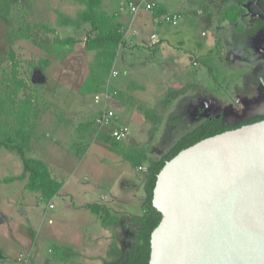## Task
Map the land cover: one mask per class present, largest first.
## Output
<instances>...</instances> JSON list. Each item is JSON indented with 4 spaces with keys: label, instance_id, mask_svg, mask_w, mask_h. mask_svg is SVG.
I'll list each match as a JSON object with an SVG mask.
<instances>
[{
    "label": "rangeland",
    "instance_id": "1",
    "mask_svg": "<svg viewBox=\"0 0 264 264\" xmlns=\"http://www.w3.org/2000/svg\"><path fill=\"white\" fill-rule=\"evenodd\" d=\"M130 1L134 5L143 1L161 3L167 13H180L181 17L175 25L159 23L153 9L139 8L133 12L121 0H103L100 10L113 14L114 22H119L121 13L126 45L119 48L114 62L116 79L121 82L117 81L118 87L112 85L115 82L111 73L106 80L117 93L106 101L93 103L91 93L78 91L94 55L84 49L89 25L58 27L55 22L56 11L74 15L82 5L76 0H0V94L14 101L31 92L39 112L36 125L43 122L46 129H51V123H92L105 103L116 117L113 120H118L115 125L126 126L130 136L138 134L154 156H160L171 142L196 124L202 111L221 114L229 123L264 114V26L252 30L258 19L264 20V0H204L207 10L192 19L183 7L191 0ZM236 15L237 19L230 22ZM48 28L63 39L73 38V43L56 49L54 34ZM151 34L165 37L161 48L154 52ZM10 49L18 62V77L28 87L15 97L8 81L12 67ZM133 81L144 87L121 90L125 89L124 84ZM182 86L185 91L177 94L175 90ZM155 107L162 113V120L159 128L149 135L152 124L146 120L143 109ZM126 111L138 115L137 127L133 120H125ZM113 120L99 132L91 124L83 144L76 143L73 149L82 155L96 141L103 142L106 150H111V143H125L127 138L117 141L109 135ZM42 137L45 138L43 133L37 132L30 142H41ZM30 146L25 148L29 158L37 154L35 147ZM99 151L97 159L101 162H95L90 155L76 161L68 174L70 184L63 189L71 194L53 199L54 207L49 211L46 207L49 199L39 201V214L60 215L62 220L74 214L75 208L71 211L74 204L98 202L111 211L122 212L121 219L128 225V215L139 211L143 198L141 169L129 166L109 174L104 161L107 154ZM91 153L95 155L94 151ZM22 168L14 150L0 149V172L2 169L5 174L14 175ZM120 172H124L122 176ZM59 229L62 232V227ZM101 233L102 238L89 242L88 249L83 251L85 256H77L72 264H105L112 240L125 252L127 237L131 235L127 226L102 229Z\"/></svg>",
    "mask_w": 264,
    "mask_h": 264
},
{
    "label": "water",
    "instance_id": "2",
    "mask_svg": "<svg viewBox=\"0 0 264 264\" xmlns=\"http://www.w3.org/2000/svg\"><path fill=\"white\" fill-rule=\"evenodd\" d=\"M150 203L147 264H264V119L178 151Z\"/></svg>",
    "mask_w": 264,
    "mask_h": 264
},
{
    "label": "trees",
    "instance_id": "3",
    "mask_svg": "<svg viewBox=\"0 0 264 264\" xmlns=\"http://www.w3.org/2000/svg\"><path fill=\"white\" fill-rule=\"evenodd\" d=\"M82 5L74 15L56 11V24L59 26L79 27L88 24L89 29L84 40V49L93 51L94 55L89 63L88 74L82 83L81 93H98L106 85V78L111 72L118 47L124 44L120 24L113 21V16L107 15L100 10L102 0H76ZM237 15L230 19L233 22ZM54 34L53 42L56 49L64 48L65 44L73 43L71 37L60 38L53 28H48ZM12 61L9 83L11 84V95L15 97L19 91L23 92L28 87L25 81L18 77V62L14 60V52L10 49ZM184 86L175 90L177 94L185 91ZM143 114L148 122L152 124L149 130L151 135L161 124L162 113L155 108H144ZM39 112L35 107L31 92L18 96L14 101L8 100L0 94V149L14 150L22 161L23 173L14 179L24 178L28 173L27 187L31 191H40L45 197L51 198L57 194L61 183L56 181L48 171L47 166L39 159L26 156L25 148L32 137L36 127V119ZM264 119V114H256L241 119L235 123L225 122L219 114L209 115L201 118L196 124L179 135L168 148L160 155H151L144 144L134 146H120L111 143L112 148L124 160L134 167H141V188L143 198L139 211L128 215V225L123 222L122 212L111 211L108 207L89 203L83 207L88 208L100 218L101 226L105 229L110 227L127 226L131 235L127 237V248L125 252L117 244L111 241L107 252L108 259L105 264H147L150 253V233L158 224L161 214L152 206L151 198L155 185L156 176L163 164L171 159L178 151L186 148L199 140L234 129L241 125ZM13 179V178H12ZM55 256L62 261H69L73 256L71 248L53 245ZM123 252L125 254H123Z\"/></svg>",
    "mask_w": 264,
    "mask_h": 264
},
{
    "label": "crops",
    "instance_id": "4",
    "mask_svg": "<svg viewBox=\"0 0 264 264\" xmlns=\"http://www.w3.org/2000/svg\"><path fill=\"white\" fill-rule=\"evenodd\" d=\"M101 5H103V0L101 1ZM155 5L156 7L153 8V13L155 15L167 12L165 5L161 3H157ZM183 7L186 12H189L191 14V19L197 17L201 11L207 10L208 8L205 5L204 0H200V2H194L192 0L187 1ZM116 11L118 10L116 9ZM105 13L109 16H113V14H110L109 12ZM117 13H119V11ZM120 16L121 13L118 16V23L120 24L119 30L121 32L124 44L120 45L118 47V50L121 46L126 45L124 36L125 33L123 31V23ZM150 40L151 49L154 52L157 49L161 48L162 42H164L165 37L164 35L161 37H157L158 42L156 43H153L151 36ZM170 50L173 52L171 48ZM194 64L196 65V63ZM111 71L112 72L110 73L112 76L110 78L114 79L115 84H113L112 81L111 83L112 85H116L117 81H121L116 79L118 73L117 71H115L114 63ZM85 78L83 79V82ZM135 83V81L130 83L128 82L127 84H124L125 89L121 90L130 91L134 87H144L143 85L138 86V84ZM80 88L78 90L79 94H86L81 93ZM91 94L92 96H94V94L96 93ZM98 102L94 101L93 103ZM94 105L95 107H99L96 104ZM105 105L106 104L104 103L101 109ZM124 115L125 120L131 119L134 121V123H136V127L138 126V122L136 121V119H138L139 117L137 114H135L133 111H126ZM93 120L92 123L81 121L78 124L66 122L51 123V129H46L43 122H38L35 129L33 130L30 141L35 138V133L37 132H42L46 139L42 137L41 142L37 140L34 143L29 141L26 146L33 145L35 147L34 149L37 154L36 156H32L30 158L41 160L47 166L51 176L55 178L56 181L61 183L59 191L55 196L47 198L40 191L29 190L27 187V172L23 175L24 178L14 179V177L23 173V168L20 173L14 175H9L7 172L5 174V171L1 169L2 172H0V264H72V262L77 256H85L84 252L88 249L89 242H93L102 238L103 234H100V230L107 229L101 226L100 218L98 215L94 214L88 208L83 207L85 204L89 203H82V205L74 204L73 208L71 209V211H73V209L75 208L73 211L74 214L66 216L62 220L60 215H54V217H51L48 216L45 212L39 214L38 208L39 201H43L46 198L49 199V202L46 206L47 210L53 209L54 206L51 202L54 201L53 199L59 197L61 194H64L66 196H69V194H71L69 191H63V189L66 186H69L70 180L67 179L68 174L70 172V168H73L78 159L82 161L85 156L90 155V157H92V159L97 162L99 161L97 159V154H99V150H101L104 151L105 154H107V156L103 158L105 159L104 161H106L107 163L106 166L109 174H111V172L116 173V170H125L127 167L132 166L129 162L124 160V158H122L116 151H114L112 147L111 150L109 148H107L109 150H106V148H104L105 145L103 146V142L101 141H96L94 144H90L91 147L93 146L91 149H89V146H87L88 149L86 148L82 155L78 154V151H75L73 149V146H75L76 143L83 144L85 134L89 133L91 129V124H93ZM117 121L113 120L114 127H120V125H115ZM139 139L140 137L138 134L134 133V135L132 134L130 136L129 132L125 143L119 145L138 146L143 143ZM93 151L95 152V155H92L91 152ZM122 173L124 172H120L119 176H122ZM111 195L113 198L114 195ZM91 203L101 204L98 202ZM59 227H62V232L60 231ZM57 228L59 229V231L57 230ZM53 245L66 246L71 248L73 251V256L70 258L69 261H62L58 259L52 249ZM19 257L20 259L18 260Z\"/></svg>",
    "mask_w": 264,
    "mask_h": 264
},
{
    "label": "built area",
    "instance_id": "5",
    "mask_svg": "<svg viewBox=\"0 0 264 264\" xmlns=\"http://www.w3.org/2000/svg\"><path fill=\"white\" fill-rule=\"evenodd\" d=\"M123 4L128 5L130 11L135 12L139 8H144L147 10H152L155 6L154 2H148L143 1L140 2L138 5L132 4L130 0H121ZM181 14L180 13H161L157 17H155V21L159 23H168L170 25L177 24L178 20L180 19ZM151 39L153 43L158 42L157 37L155 34L151 35ZM117 92L115 90L112 91L110 88V85H106L101 92H98L94 94L93 98L95 102H98L99 100L106 101L108 97L115 95ZM112 111L107 110L106 105L101 109V112L94 118L93 123L97 127V132L101 131L102 127L107 126L109 124L110 120H113ZM109 135L117 141L125 140L129 135V130L125 126L120 127H113ZM137 169H141V167H137ZM20 257L18 258V260Z\"/></svg>",
    "mask_w": 264,
    "mask_h": 264
},
{
    "label": "flooded vegetation",
    "instance_id": "6",
    "mask_svg": "<svg viewBox=\"0 0 264 264\" xmlns=\"http://www.w3.org/2000/svg\"><path fill=\"white\" fill-rule=\"evenodd\" d=\"M264 26V20H261V19H258L257 20V22H256V24H255V27L252 29V30H256V29H258V28H260V27H263ZM209 115H215V116H217V115H219V114H206V113H204L203 111H202V117L201 118H204V117H208ZM221 115V114H220ZM223 119V118H222ZM224 121V120H223ZM226 122V121H225Z\"/></svg>",
    "mask_w": 264,
    "mask_h": 264
}]
</instances>
